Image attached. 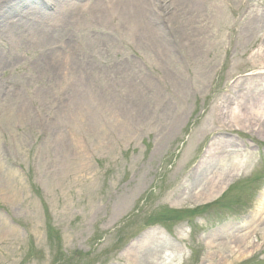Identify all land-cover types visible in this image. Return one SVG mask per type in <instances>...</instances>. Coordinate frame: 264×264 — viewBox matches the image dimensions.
<instances>
[{
  "label": "rangeland",
  "instance_id": "obj_1",
  "mask_svg": "<svg viewBox=\"0 0 264 264\" xmlns=\"http://www.w3.org/2000/svg\"><path fill=\"white\" fill-rule=\"evenodd\" d=\"M54 1L0 0V264H264V0Z\"/></svg>",
  "mask_w": 264,
  "mask_h": 264
},
{
  "label": "bare ground",
  "instance_id": "obj_2",
  "mask_svg": "<svg viewBox=\"0 0 264 264\" xmlns=\"http://www.w3.org/2000/svg\"><path fill=\"white\" fill-rule=\"evenodd\" d=\"M60 1V0H59ZM54 2H56V0L54 1ZM1 13V12H0ZM158 15V18L156 19L157 20V22H162L161 20V17H160V13H158V12H155V16H157ZM1 15V17L3 18L4 17V15H5V12H2V14H0ZM151 15H153V14H151ZM251 111H253V113L255 114V115H261L260 116V119L261 118H263L264 117V108L263 107H260L258 104H255L254 106H252L251 107ZM246 118H248V116H245ZM248 122H249V120H248ZM250 123V122H249ZM236 160H237V163H238V165H243L244 163H245V161L243 160V159H241V158H236ZM221 185H222V180L221 179H219L218 180V182H216L213 186H212V189L210 190V192H207V193H198V194H200V195H203V196H201V198H205V199H207V198H209V197H211L213 194H214V192H216L218 189H220L221 188ZM204 194H207V195H205L204 196ZM256 212H257V209H256ZM255 212V213H256ZM258 213V212H257ZM261 215H260V213H259V215L257 216V219L260 217ZM254 219H255V217H253ZM261 218H262V216H261ZM263 219V218H262ZM261 219V220H262ZM250 236H249V234L247 233V234H244V235H242L241 237H240V242L244 245V246H246V241H247V239L249 238ZM240 248H242V247H240ZM170 254H172V253H170ZM174 254V253H173ZM176 256V255H175ZM170 257H172V255H170ZM183 257L184 256H182V254L181 255H179V256H177V257H172L171 258V261L173 262L175 259H179V261H181V259H183ZM134 264H138L137 262H135Z\"/></svg>",
  "mask_w": 264,
  "mask_h": 264
}]
</instances>
